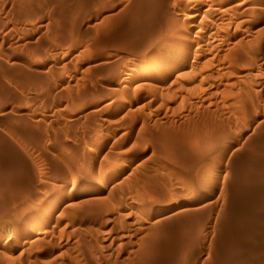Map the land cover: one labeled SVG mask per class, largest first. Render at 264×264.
Returning <instances> with one entry per match:
<instances>
[{"label":"rangeland","instance_id":"374dc122","mask_svg":"<svg viewBox=\"0 0 264 264\" xmlns=\"http://www.w3.org/2000/svg\"><path fill=\"white\" fill-rule=\"evenodd\" d=\"M178 1L0 0V63L12 66L0 71V264H264V0L252 18L229 5L214 23L248 21L237 35L250 40L242 51L254 62L244 78L222 72L217 95L191 98L210 112L153 104L146 90L138 96V82L116 103L125 91L118 77L138 73V61L186 13ZM243 83L255 99L240 113L221 89ZM213 126L232 141L208 177L216 189L202 182L208 153L191 145ZM256 186L261 197L245 195ZM58 195L63 214L50 238L2 244L17 237L29 207Z\"/></svg>","mask_w":264,"mask_h":264},{"label":"bare ground","instance_id":"6f19581e","mask_svg":"<svg viewBox=\"0 0 264 264\" xmlns=\"http://www.w3.org/2000/svg\"><path fill=\"white\" fill-rule=\"evenodd\" d=\"M180 1H178V2H180ZM237 1L238 2L240 1V2L238 3ZM261 1L262 0H184L183 1L184 4L181 5L184 9H182V7H181L179 10H185L186 13L182 12L183 13V15H182L183 17H181L182 19H180L178 16L179 14H177L178 17H175V19L172 21V23H170V26L168 29L166 28L167 30L165 32L164 37L161 38L159 41H157V43H155L154 46L149 51H147L145 53V55L138 61V67L140 68L138 73H135L131 70L126 71L125 73L121 74L118 77V79L116 80L117 86H119V87L121 86L125 90L122 94H120V100H118L116 103L121 105V106L124 105V103L126 102V98L129 97L128 95L130 94V90L138 82V96L145 94L143 92H146V91L149 92L148 94L146 92V94L148 95V96L147 95L146 96L150 97L149 100L152 101L153 104H155V103L157 104V103H159L158 101H161V103H164V104L166 103V105L167 104L168 105L169 104L175 105L174 109L178 108V107L184 108V109L190 108L193 111L196 109L199 110V107H202L203 104L205 106V104H206L207 105V111L210 112V110H208V106H209L208 102H206V103L201 102L202 105H200L198 107L199 104L197 105L194 102H192L191 98H193V97L198 98V96H196L197 94H199V93L201 94V93H205V92L207 93V90H209V91L211 90V92H214L215 95H217L216 91L218 92V90L220 89V86H218V85H220V83L218 84L217 81L219 82V78L221 77L222 72L226 73L229 71L228 74L231 73V75H232V73L233 74L235 73V74L243 76L248 71H250L249 67L253 66L252 63L254 62L252 59L247 57V55L244 53V51H242V48H244V46L247 47V43L250 40L247 41V39H245V37L239 38L237 35V33H240V34L242 33V32H240V30L238 31V29L239 28H245V26L247 24H249V23H247L248 21L245 22L243 20H240L242 22L238 23L239 20L236 19L237 22H231L230 21L229 23H227L226 26L221 25L220 28H218V26L215 25L214 23L216 20H219V16L224 15L225 12H227V10L230 11V9H228V8H230L229 5H233L234 8L236 6L240 9V14H239L241 16L240 18H243V19H247V17L252 18L250 15L252 13H254V11H255L254 9H256V6H258L257 4ZM26 2H27V4H26V7H27L28 1H26ZM30 2H32V0H30ZM235 2H237V3H235ZM30 4H32V3H30ZM177 7H178V5H177ZM231 8H232V6H231ZM19 9H21V7H19ZM24 11L28 12V10H24ZM179 13H181V12H179ZM27 16L29 17V15H27ZM18 18H21V17H18ZM233 19L234 18H232V20ZM245 23H247V24L245 25ZM249 25H247V26H249ZM247 26H246V28H247ZM218 38L223 39V40H221L222 43H220V41H219L220 39L217 42ZM246 38H248V37H246ZM209 44L212 46V50H213L212 52L214 53L212 56H209L207 53L208 52L207 45H209ZM221 45H223V46H221ZM204 47H206V49ZM247 49H248V47H247ZM244 50H245V48H244ZM209 51H210V49H209ZM249 51L250 50H248V52ZM245 52H246V50H245ZM243 53L245 54L246 57L244 56ZM4 64L5 63H3V62H2V64L0 63V71L5 72L6 74L10 73L12 70V66L10 67L11 70H9L10 68L7 67L9 65L5 66ZM16 74L17 73L12 74V76L15 75L16 77L15 76L14 77L17 78L19 75H16ZM18 74H20V73H18ZM248 74H249V72H248ZM20 77H18V79ZM22 77H23V75H22ZM244 77L245 76H243V78ZM246 77H248V75ZM252 77H254V76H252ZM24 78L26 79L25 76H24ZM249 78H250V76H249ZM253 80H254V78H253ZM256 80L258 81V79H256ZM258 82H259L258 84L260 87V91H263L264 90V79H259ZM234 83L236 84L237 82H234ZM234 83L232 85H235ZM237 84H236V86H237ZM236 86L233 87L236 89L235 91L233 89H231V87L228 88V86H227V88H226V86H225V88L221 89L222 90L221 94H223L225 102L228 104V106H226L227 108L229 106L235 105L233 108H236L237 112L242 113V112L248 110L247 108L249 106L248 105L249 103H251L253 106L254 101H253V103L251 102L252 98H253V96H252L253 94H251V92L248 89V87H250L249 85L246 86V84L243 83L241 86H238V87H236ZM211 92H210V94H212ZM257 94H258V92H257ZM215 95H213V96H215ZM219 96H221V98H222V95L219 94ZM254 99L255 98H253V100ZM150 101H148V103H150ZM223 102H224V100H223ZM210 105L212 106L214 104L212 103ZM158 106H160V105H158ZM203 108L204 107H202L200 109H203ZM184 109H181V110L183 111ZM186 109L184 110L185 113L187 111ZM203 110L205 112H207L206 109H203ZM205 112H203V113L206 114ZM212 113L215 114L213 111H212ZM245 114H248V112ZM206 115H205V118L207 117L208 119L213 117V116L211 117V114L209 115V113ZM208 115L210 117H208ZM241 115L239 114L240 117H243V115L242 116ZM196 117H197V115H196ZM196 117L194 119H196ZM243 119H244V117H243ZM211 120H214V119H211ZM215 120H216V118H215ZM240 120H238V121L240 124H242L240 122ZM210 121H209V123H210ZM189 125H191V123ZM203 125H205V124H203ZM184 126H186V125H184ZM207 126H206L205 131H207L208 128L210 129L208 124H207ZM219 126H221V124L218 125V127ZM223 126L224 125H222V128H226V126L225 127H223ZM227 127H229V126H227ZM176 128H178V127H176ZM191 129H193V128H191ZM202 129H205V127L201 128V130ZM197 130H198V128H197ZM224 130L226 131V129H224ZM182 132H184V131H181V133ZM189 132H192V131H189ZM195 132H196V130H195ZM195 132H192L193 135ZM203 132H201V133H203ZM192 133H191V135H192ZM204 133L206 135V132H204ZM228 133H230V132H228ZM171 134H173V133H171ZM186 134H184V135H186ZM189 134H188V136H191ZM197 134L199 135L198 132H197ZM198 135L194 136L195 138L192 137L194 139H192V142H191L192 144L191 143L190 144L193 146L194 149L197 150V153H198V151L202 152L201 154H203L204 152L208 153V155L206 157H204L205 156L204 154H203L204 156H202L204 159L203 161L207 160L209 162V168H206L205 170L203 169L201 171V174L204 175V177H205L204 179H202V182H204L205 188L211 187L213 189H216V183L213 184V182H211L208 179V177L211 176V178H212V177H214V175L216 173L220 172V170H221V167L219 166L220 156L218 158L217 154L219 153V151H221V148H223L226 144L229 146L230 142H232V141H230V138L227 134H224L221 130H219L218 128H215L214 126L212 127V130L210 132H208V134L206 136H204V134H203V136L202 135L198 136ZM168 136H170V132H169ZM190 138L191 137H189V140H190ZM181 139H182V137H181ZM173 146H174V144H173ZM176 147H178V146H176ZM171 148H173V147H171ZM225 148H227V146ZM190 150H192V149H190ZM219 155H220V153H219ZM184 158H186V157H184ZM213 162H215V163H213ZM112 179L118 180L116 176L112 177ZM96 184L97 183H95V185ZM256 185H258V184H256ZM98 186H100V185H98ZM101 186L98 188V191L100 193L105 192L104 186H102V187ZM260 187L262 188L261 185H260ZM244 190H245L246 196L251 195L254 197L255 200L257 198L261 197L262 189H260L259 186H256L254 194H252L253 192H249L250 190H247L245 188H244ZM237 193H238V191H237ZM62 196L58 195L57 197H54L52 199L49 197V198L41 201V203H38L35 205L31 204L33 206L29 207L28 212L25 211L26 213L24 212V215H22L20 217V219L24 218L25 220H27V222L24 224H21L20 226L18 225L17 222H16L17 224H15L17 227L19 226L17 237L16 238H9L8 237V238L4 239V242L2 244L5 245V247H11V246L16 247L19 244H21L22 246H26V245H31L32 242H34V241H39V239L42 237L46 238V236H47V238L48 237L50 238L53 233H50L48 231V229H50L54 226H57L60 222L59 221V218L61 217L60 215L63 214L62 208L59 205L60 201L62 200V198H61ZM36 197H37V195L35 196V199H36ZM110 201H112V200H110ZM104 202H106V201H104ZM256 203H258V202H256ZM107 207H109V206H107ZM117 208H118V206H117ZM145 210H146V208H145ZM105 211H107V210H105ZM239 211L242 212V209L241 210L239 209ZM150 214H151V212L148 215H150ZM241 214H243V213H241ZM144 216H146V214H144ZM18 217H19V215H18ZM256 219H257V217H256ZM15 220H17V219L15 218ZM12 225H14V224H12ZM253 226H255V225H252V227ZM255 228H256V226H255ZM248 229H250V228H248ZM249 231L251 233H253L255 230L254 231L252 230L253 232L251 230H249ZM256 231H258V230H256ZM242 232H244V230H242ZM250 232H249V234H250ZM5 233H7V230L5 231ZM233 233L235 235V232H233ZM3 235H4V233L1 235V237ZM45 238H43V240ZM256 243H258V242H256ZM261 243H262V241H261ZM252 251H255V250H252ZM256 251H258V250H256Z\"/></svg>","mask_w":264,"mask_h":264}]
</instances>
